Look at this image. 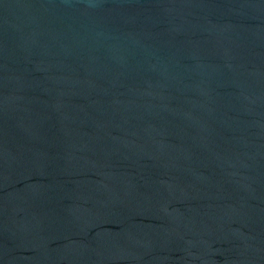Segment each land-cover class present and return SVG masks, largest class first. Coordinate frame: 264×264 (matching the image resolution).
Returning a JSON list of instances; mask_svg holds the SVG:
<instances>
[{
	"label": "water",
	"instance_id": "1",
	"mask_svg": "<svg viewBox=\"0 0 264 264\" xmlns=\"http://www.w3.org/2000/svg\"><path fill=\"white\" fill-rule=\"evenodd\" d=\"M0 264H264V0H0Z\"/></svg>",
	"mask_w": 264,
	"mask_h": 264
}]
</instances>
